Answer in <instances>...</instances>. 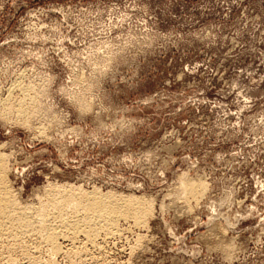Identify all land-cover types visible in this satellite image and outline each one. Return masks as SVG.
I'll use <instances>...</instances> for the list:
<instances>
[{
	"label": "rangeland",
	"instance_id": "obj_1",
	"mask_svg": "<svg viewBox=\"0 0 264 264\" xmlns=\"http://www.w3.org/2000/svg\"><path fill=\"white\" fill-rule=\"evenodd\" d=\"M0 154L22 206L144 207L56 254L4 229L0 264H264V0H0Z\"/></svg>",
	"mask_w": 264,
	"mask_h": 264
},
{
	"label": "bare ground",
	"instance_id": "obj_2",
	"mask_svg": "<svg viewBox=\"0 0 264 264\" xmlns=\"http://www.w3.org/2000/svg\"><path fill=\"white\" fill-rule=\"evenodd\" d=\"M6 165L5 157L0 154V235L3 234V231L6 233L8 229H11V233L12 229L22 230L24 234H27L25 233L26 231H33V229H35L39 231L40 236L41 234L43 235V239H46V241L48 240L51 244L53 243L51 249L52 254L59 249L57 241L60 235H62V233H59L61 231L54 229V227H57L56 225L60 228L61 226L68 229L70 228L73 233H76L78 228H84L86 233H84L85 237L87 238L88 236L89 238L87 239L89 241V239L92 240L97 238L98 233L101 234L98 232L99 230L97 231L98 228L102 231L106 229L109 234V231H111L110 229H114V231L115 229L116 231L119 230L118 221L121 218L126 220L128 218H133L135 221L139 222L141 214L144 212L143 203L139 197L114 196L96 189L82 191L77 188L79 191H75L76 188L69 184L56 186L49 190L47 194L48 199L45 203H41L38 206H22L18 204V200H15L16 198H14L11 188L8 185L5 175L7 170ZM100 226L104 229H101ZM4 229L7 230L5 231ZM74 230L76 231L74 232ZM82 230L83 229H81V231ZM22 233L21 231L19 232L21 236ZM58 233L60 235H58ZM15 234H18V231ZM0 237H2V235ZM11 238H14L13 235ZM92 242L94 243V240H92Z\"/></svg>",
	"mask_w": 264,
	"mask_h": 264
}]
</instances>
